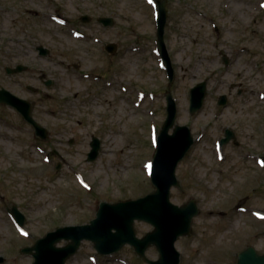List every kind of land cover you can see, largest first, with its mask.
<instances>
[{"label": "rangeland", "instance_id": "rangeland-1", "mask_svg": "<svg viewBox=\"0 0 264 264\" xmlns=\"http://www.w3.org/2000/svg\"><path fill=\"white\" fill-rule=\"evenodd\" d=\"M155 1L0 0V84L32 103L34 118L50 135L40 143L17 112L0 105L4 264H32L33 257L21 249L38 238L59 227L88 224L101 202L137 199L154 189L146 169L166 118L168 91L178 105L177 123L188 126L197 139L177 168L180 187L171 190L173 204L194 199L200 210L191 234L176 244L180 264H236L249 246L264 254V24L249 38L241 34L251 24L247 11L231 5L234 13L225 16L230 0H166L165 42L175 70L169 85L156 54ZM82 15L93 20L83 25ZM102 16L113 17L115 26L99 25L96 19ZM76 32L83 37L76 38ZM109 42L119 44L115 56L104 50ZM243 45L258 56L241 53ZM39 46L50 55L41 57ZM224 54L231 56L229 67ZM18 63L29 67L22 87L5 73V67ZM49 79L53 84L47 87ZM204 80L205 103L192 116L189 92ZM242 87L254 98L259 93L257 106L243 104L248 97L238 94ZM220 95L229 97L228 108L218 107ZM225 128L236 132L234 143L240 148L234 143L219 147ZM93 137H100L103 146L89 163ZM54 150L64 157L60 169ZM244 197L248 201L241 212L236 207ZM12 206L25 215L23 227L7 212ZM135 229L143 237L153 227L136 221ZM66 244L61 241L58 247ZM147 256L158 259L154 247ZM67 264L147 263L129 245L101 256L83 241Z\"/></svg>", "mask_w": 264, "mask_h": 264}, {"label": "water", "instance_id": "water-1", "mask_svg": "<svg viewBox=\"0 0 264 264\" xmlns=\"http://www.w3.org/2000/svg\"><path fill=\"white\" fill-rule=\"evenodd\" d=\"M166 1L157 0L158 19V43L161 56L164 58L168 73L172 79L174 71L164 44V29L167 21ZM82 21L88 22L90 18L85 16ZM106 26H113L111 18L99 19ZM41 56H48L50 51L39 47ZM110 53H115L116 45L106 47ZM10 74H17L28 70V67L19 65L17 68L6 69ZM47 86L51 85L49 81ZM207 91V83L198 84L191 90V114L198 112L204 103ZM226 97L219 99V105H224ZM0 104H6L16 109L23 118L35 128V133L42 140L48 138V131L41 126L32 116V104L21 99L5 89H0ZM168 117L159 134L157 153L153 163L152 183L155 190L144 197L136 200L118 202L115 204L101 203L97 218L91 221L90 225L60 227L55 231L47 233L39 238L35 245L22 249V253L33 256V264H66L67 260L74 255L83 240H90L94 243L97 251L102 255L112 254L121 250L126 244L135 248L137 254L144 258L149 264H179L180 253L175 248V243L181 236L189 235L193 218L198 214V208L194 201L179 207L170 201L171 189L179 186L176 178V169L179 162L184 158L191 145L193 137L186 126H175L177 116V105L171 95L168 96ZM174 128L172 135L169 131ZM230 140L231 132H226ZM92 151L88 161H94L100 150V142L93 138L91 143ZM61 165L58 166V169ZM243 203V201L241 202ZM16 222L21 226L25 223V216L16 206L9 209ZM141 220L151 224L154 229L147 233L142 239L137 237L135 221ZM115 230V232H113ZM68 241L63 247H58L61 241ZM155 246L160 254L157 261L149 260L145 252ZM5 258L0 256V264ZM237 264H264V255H259L254 249L249 248L239 254Z\"/></svg>", "mask_w": 264, "mask_h": 264}, {"label": "flooded vegetation", "instance_id": "flooded-vegetation-1", "mask_svg": "<svg viewBox=\"0 0 264 264\" xmlns=\"http://www.w3.org/2000/svg\"><path fill=\"white\" fill-rule=\"evenodd\" d=\"M258 1H261V0H230L228 2L229 10H228L227 16H229V17L232 16V14L234 13L232 11L231 5L236 6V8H238V10L240 8V9H244L245 11H247L246 19H249L251 21V24L243 27V31L241 33V34H244L243 36H248L249 38L255 36L256 32L260 29L261 25L264 24V11H260L258 9ZM242 48L244 49L243 54L251 52L255 56H258V52L248 48L247 45H243ZM10 54H11V52H10ZM13 56L14 55L11 54L10 58H13ZM20 64H22V63H18L14 66H8V67H15V66L20 65ZM6 68L7 67H5V73L10 77L11 83H16L19 87H22L23 86L22 81H24L23 79L25 76L24 74H26L29 70L27 72H22L19 74L11 75L10 73L7 72ZM251 77L254 78L255 80L257 79L256 74H252ZM47 82L48 81H46L45 84H47ZM52 84H53V81H52ZM25 87L28 91H30L32 93H36V94L38 93L37 89H35L31 85L26 84ZM0 88H5V87L0 84ZM5 89H7V88H5ZM244 93L247 94V97H248L247 99H245V102H243V104L246 105V104L250 103V101L253 99V96H251V94L249 93V91L246 88L242 87V89L240 90V94H244ZM22 121H23L24 125L30 127L32 129V132H34L33 131L34 129L30 125H28L27 122L24 121L23 118H22ZM36 139H38V138H36ZM38 141L40 143H42L40 140H38ZM237 144H239V143H237Z\"/></svg>", "mask_w": 264, "mask_h": 264}]
</instances>
